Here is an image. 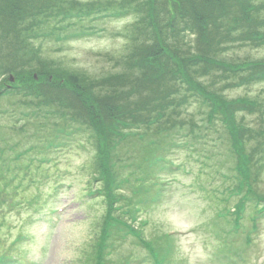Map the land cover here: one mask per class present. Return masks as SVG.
Segmentation results:
<instances>
[{
  "label": "rangeland",
  "instance_id": "obj_1",
  "mask_svg": "<svg viewBox=\"0 0 264 264\" xmlns=\"http://www.w3.org/2000/svg\"><path fill=\"white\" fill-rule=\"evenodd\" d=\"M125 2L105 1L106 13L97 15V10L95 16L81 21L71 18L35 37L29 47L32 55L25 52L28 64L24 67L0 66V91L6 85L12 86L0 96V179L8 177V187L0 182V264H96L98 260L95 245L99 232L108 223L105 205L109 202L101 197V182L92 183L99 176L95 174L94 161L101 159L110 165L115 154L107 142L104 144V136L95 139L91 131L75 124L78 112L72 105L67 107L66 101L74 105L72 100L81 98L82 115L83 107L98 109L94 103L98 98L114 94L120 102H130L126 108L133 109L136 100L135 94L130 93L133 84L146 82L144 69L133 64L139 61L135 52L139 46L154 43L155 31L144 24L146 11L141 5L147 0H139L138 14ZM74 3L87 8L95 1ZM97 8L100 7L87 9ZM231 47L236 48L233 53L236 65L264 62V46L242 43ZM257 74L244 76L257 79ZM228 97L243 105L251 100L261 105V113L247 114L245 121L253 128L256 145L264 144L259 136L260 125L264 123V83L233 89ZM146 99L142 98L141 103H146ZM258 106L253 109L256 111ZM191 109L197 112L194 106ZM183 112L186 113L184 109ZM256 114L258 117L252 116ZM114 124L117 127L118 123ZM209 133L208 145L202 146L201 151L189 148L171 151V159L190 171L188 182L182 187L173 184L166 197L146 207L143 219L148 224H140L144 236L150 240L162 236L166 230L174 232L177 248L174 256L182 264H220L216 253L223 243L208 226L222 218L219 212L223 211L224 203L220 201H224L226 188L235 183L233 164L238 157L245 160L249 157L247 145L242 146L245 141L229 153L226 149L229 141L227 144L224 138H219L220 134L227 136L225 130ZM136 137L125 140L116 149L121 148L124 161L128 160L127 153L137 154L144 144ZM104 148L106 155L98 158L97 149ZM259 148L253 167L264 161V152L260 153ZM135 174L132 182L137 181ZM164 176L170 177L165 173ZM134 186L128 185L124 192L138 193ZM253 191L264 198V170ZM235 198H231L230 206L235 204ZM114 208L115 215L122 218L125 204ZM56 209L59 211L55 213ZM243 214L245 227L239 232L231 229L236 236L224 233L222 237L232 240L235 249L230 254L238 259L234 264H264V213L248 207ZM252 215L258 217L256 228ZM125 238L117 236L107 247L111 250L108 264L122 263L129 255L139 260H147L150 254L156 260L162 256L156 243L154 256L132 234H126Z\"/></svg>",
  "mask_w": 264,
  "mask_h": 264
},
{
  "label": "trees",
  "instance_id": "obj_2",
  "mask_svg": "<svg viewBox=\"0 0 264 264\" xmlns=\"http://www.w3.org/2000/svg\"><path fill=\"white\" fill-rule=\"evenodd\" d=\"M94 1L87 8H100L76 6V0H0V66L24 67L28 64L25 52L32 55L29 47L35 37L71 18L81 21L95 16L97 10V15L107 12L103 8L108 9L104 2L109 0ZM123 4L139 13V0H127ZM141 6L146 11L144 24L154 29L155 40L150 46H139L135 52L139 61L133 64L137 69H144L146 82L134 83L132 88L137 90L138 99H142L144 91L146 103H141L142 100L134 102L130 109L131 106L126 108L130 102H120L117 95L108 94L94 102L98 109L83 107L81 115L82 99L78 95L79 99L72 100L74 105L66 101L67 107L72 105L78 112L75 124L91 131L95 139L104 136V144L107 142L114 150L112 171L121 151V148L116 149L124 144L125 133L132 129L147 127L143 134L150 139L137 150L144 158L170 149L174 142L178 143L177 134L183 138L186 133V137L197 139L209 131L223 129L231 138L233 149L240 145L244 136L255 139L253 128L245 118L247 114L260 112L261 105L253 104L252 100L248 105L239 104L230 100L228 93L246 84L242 80L245 73H258L257 79L264 78V62L236 65L237 61L233 59L236 48L231 46L242 43L264 45V0H147ZM193 106L197 112L189 110ZM257 106L255 111L253 107ZM240 114L245 117H239ZM114 123H118L117 127ZM215 123H220L221 128ZM259 131V136L264 139L263 123ZM130 139L132 137L128 136L124 140ZM97 152L101 158L106 155V148L97 149ZM135 156L136 152H133ZM95 166L98 172L103 171L107 176L109 162L99 159ZM5 184L8 187V180ZM107 189V202L110 198V203L115 204L117 191ZM105 220L108 223L99 232L95 245L99 256L96 264H108L107 247L111 245L114 233L120 231L117 227L113 230L116 223L109 209ZM124 224L132 225V222Z\"/></svg>",
  "mask_w": 264,
  "mask_h": 264
}]
</instances>
